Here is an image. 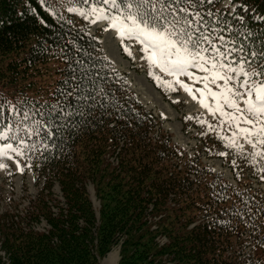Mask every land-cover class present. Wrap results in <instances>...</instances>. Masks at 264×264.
Returning <instances> with one entry per match:
<instances>
[{"label":"trees","instance_id":"trees-1","mask_svg":"<svg viewBox=\"0 0 264 264\" xmlns=\"http://www.w3.org/2000/svg\"><path fill=\"white\" fill-rule=\"evenodd\" d=\"M233 2L238 6L225 8L224 17L242 14L254 32H264V21L254 19L264 16V0ZM56 11L41 0H0V96H47L65 75L62 51L72 55L70 41L93 57L106 55L88 22ZM114 68L118 76L101 72L117 106L98 109L57 149L29 160L43 188L26 212L28 226L0 216V248L9 259L0 255V264H101L117 245V264H247L254 237L235 213L253 197L264 204V190L253 187L241 161L232 169L236 185L203 162L202 150L222 146L213 133L200 138L198 153L179 147ZM55 183L64 201L54 197ZM42 219L47 232L31 225Z\"/></svg>","mask_w":264,"mask_h":264},{"label":"snow or ice","instance_id":"snow-or-ice-1","mask_svg":"<svg viewBox=\"0 0 264 264\" xmlns=\"http://www.w3.org/2000/svg\"><path fill=\"white\" fill-rule=\"evenodd\" d=\"M41 3L53 16H58L57 8H64L110 31L130 57L131 45L139 44L147 74L158 86L173 92L183 90L212 115L215 122L200 118L197 122L206 129L200 135L213 133L222 144L224 150L217 154L231 156L233 168H239L237 161H241L264 181V32H254L242 14L223 16L225 8L238 6L233 0ZM254 19L264 21V16ZM70 43L72 55L62 51L65 75L47 96H0V169H9L4 162L7 160L23 173L25 167L31 168L27 161L37 153L57 149L59 139L65 134L71 138L98 109L117 106L101 72L110 68L115 73L108 57H93L87 48L75 41ZM236 175L239 178L240 172ZM235 215L254 237L249 242L247 264H264V204L253 197L244 201Z\"/></svg>","mask_w":264,"mask_h":264},{"label":"rangeland","instance_id":"rangeland-1","mask_svg":"<svg viewBox=\"0 0 264 264\" xmlns=\"http://www.w3.org/2000/svg\"><path fill=\"white\" fill-rule=\"evenodd\" d=\"M234 9L232 8L231 10ZM75 15L81 18L78 14ZM89 26L91 33L100 36L108 58L111 59L112 63L122 74L127 76L137 98L162 123V127L172 136L173 141L190 155L198 153L201 147L200 138L202 137L199 133L202 132V129L201 125L197 122V118L215 122L212 115L207 113L198 100H192L188 93L183 90H179L176 93L166 89L161 90L157 87L155 84L157 82L152 76L147 74L148 65L141 58L143 53L139 50L141 47L139 44L131 45L130 51L132 52V56L130 57L123 51V47L117 43V37H107L110 31L105 32L103 28L90 23ZM156 72L164 76L165 79H171L166 74L159 73L158 70ZM188 117L192 119H188ZM222 150H224L223 146H220L218 152ZM217 153H207L205 150H202L201 156L203 162L209 165L212 170L224 174L227 179L236 185L233 167L230 163L232 157L225 158L219 156ZM4 162L9 164V169H0V216H4L6 222L9 224L21 223L22 225H27L30 221L26 218V212L31 208V205L41 192L44 177L39 178V171L36 167H25L24 172L21 173L16 170V166L12 161L5 160ZM21 163L22 165L25 164L23 158H21ZM237 163L241 167L239 160ZM243 168L244 174L253 181V187L264 190V182H259L257 180L258 176L254 175L248 166L244 165ZM9 171L12 172V175L8 174ZM88 189L95 208H98L99 201L96 198L93 186L89 184ZM53 192L56 199L63 200L58 183H55ZM31 225L40 229L46 227L44 222H31ZM116 250L119 251V246L113 248V251ZM118 260L119 255L117 259L113 260H109L107 256L101 259V264H117Z\"/></svg>","mask_w":264,"mask_h":264},{"label":"bare ground","instance_id":"bare-ground-1","mask_svg":"<svg viewBox=\"0 0 264 264\" xmlns=\"http://www.w3.org/2000/svg\"><path fill=\"white\" fill-rule=\"evenodd\" d=\"M110 37L111 35H110V32L107 34V37ZM118 40V38H116V41ZM118 255H119V251L118 250H116V251H112V252H110L109 253V255H108V259L109 260H113V259H117L118 258Z\"/></svg>","mask_w":264,"mask_h":264}]
</instances>
